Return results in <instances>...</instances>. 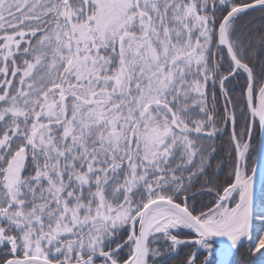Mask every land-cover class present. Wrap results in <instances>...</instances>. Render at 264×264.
Masks as SVG:
<instances>
[{
  "label": "snow or ice",
  "instance_id": "snow-or-ice-1",
  "mask_svg": "<svg viewBox=\"0 0 264 264\" xmlns=\"http://www.w3.org/2000/svg\"><path fill=\"white\" fill-rule=\"evenodd\" d=\"M0 264H264V0H0Z\"/></svg>",
  "mask_w": 264,
  "mask_h": 264
}]
</instances>
